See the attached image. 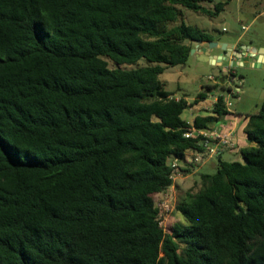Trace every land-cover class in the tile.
Instances as JSON below:
<instances>
[{
	"label": "trees",
	"instance_id": "1",
	"mask_svg": "<svg viewBox=\"0 0 264 264\" xmlns=\"http://www.w3.org/2000/svg\"><path fill=\"white\" fill-rule=\"evenodd\" d=\"M204 1L0 0V264H264V105L244 115L241 161L214 156L179 222L159 223L171 161L202 151L184 134L228 114L218 94L186 122L206 93L175 99L159 78L216 42L181 20L227 4Z\"/></svg>",
	"mask_w": 264,
	"mask_h": 264
},
{
	"label": "rangeland",
	"instance_id": "2",
	"mask_svg": "<svg viewBox=\"0 0 264 264\" xmlns=\"http://www.w3.org/2000/svg\"><path fill=\"white\" fill-rule=\"evenodd\" d=\"M217 2H227L217 16L210 17L200 12L180 8L181 20L211 33L216 40L232 42L239 38V47L245 46L244 50L246 51L264 49V0H211V2H201V6L213 11L214 4ZM179 22L180 20L177 23ZM195 45L193 44V47ZM217 52H219L218 49H211L212 54ZM250 54L251 51L247 52L246 57L239 64L232 65L230 62L222 61L221 66L201 61L196 54H189L184 64L166 68L159 78L167 91L180 97L185 96L190 101L196 97L197 93L207 92L206 87L216 84V81L210 80L208 77L218 79L223 76L225 86L233 92L236 91V86L240 81L237 94L233 95L226 89L216 88L212 94H207L205 99L195 104L196 108H208L218 94H223L231 111H239V114H253L264 105V63L254 65L256 59ZM107 62L109 68L117 67L113 62L109 60ZM145 65L146 61L140 59L137 64L119 67L130 69ZM224 67L233 70L235 78L227 77L228 72H223ZM222 158L226 161H241L239 154L223 155ZM198 166L200 167L194 173H184L175 178L172 192L168 191L172 195L171 206L173 207L165 217L164 227L179 222L180 217L174 211V205L185 191H195L198 188L200 173L212 174L215 172L217 158L208 159ZM160 199L161 195H157L156 203Z\"/></svg>",
	"mask_w": 264,
	"mask_h": 264
},
{
	"label": "crops",
	"instance_id": "3",
	"mask_svg": "<svg viewBox=\"0 0 264 264\" xmlns=\"http://www.w3.org/2000/svg\"><path fill=\"white\" fill-rule=\"evenodd\" d=\"M238 41H239V38H237L235 41H232V42L224 41V40H216L217 46L214 48L218 49L219 52L212 54L211 49H210L209 54L211 56H216V55H220V54L224 53V51L221 49V45L224 44L226 49H228V53L229 52L231 53V56L229 57V60L227 62H230L232 65L233 64H239V63H241V60L244 57H246V53L249 51L244 50V49H246L245 46H242L240 48ZM193 44H195V43H193ZM206 45H207L206 43H203L199 47H206ZM224 46H222V47H224ZM221 65L222 64L217 65V66H221ZM223 72L224 73L228 72L229 74L234 73L233 70H231L228 67H224ZM221 79L224 80L223 76L218 78V81L221 82ZM204 93H206V95H207V94H212L213 92L210 91V92H204ZM173 97L175 99H177L180 96L173 95ZM185 99L188 102H191L186 97H185ZM215 99L216 98H214L212 100L211 105H209L208 108L198 109V108H196V105H193L192 107L188 108V110H186L182 113V115H181L182 118L186 122L191 123L194 116L202 114L203 111H205V110L209 111L211 109L212 104L214 103ZM227 111H228V114L225 115L222 119H220L219 122L216 125H214V127H213V129H218L223 134L230 135L232 142L234 144V146L232 148L227 149V151H224L221 153V155H220L221 158L223 157V155L230 156V155H234V154H239L240 148L251 145V143L246 139V136L244 134V128L247 124V119L244 116L245 114H239L240 113L239 111H231L228 107H227ZM200 166L193 168V170L190 174L194 173Z\"/></svg>",
	"mask_w": 264,
	"mask_h": 264
},
{
	"label": "built area",
	"instance_id": "4",
	"mask_svg": "<svg viewBox=\"0 0 264 264\" xmlns=\"http://www.w3.org/2000/svg\"><path fill=\"white\" fill-rule=\"evenodd\" d=\"M231 75L228 73L227 77H230ZM226 77V78H227ZM208 79L217 81V79L213 77H208ZM239 85L240 81L238 82V85L236 86V91L233 92L230 90V93L235 95L239 92ZM227 106V103H226ZM228 107V106H227ZM198 135H202V141L201 147L202 151H196V152H187L185 156L182 159H173L170 163V166L172 168V186L168 188L167 190L160 193L161 199L156 203V206L160 210L159 214V223L161 226L164 227L165 217L166 215L171 211L172 207V195L168 193V191L173 190L174 187V180L175 178L182 175L180 172V168L185 167H191V166H197L198 164L203 163L204 161L213 158L221 151L230 149L234 146L231 136L228 134L221 133L218 129H211L210 131L202 132L197 130H190L187 133L184 134L185 137H195Z\"/></svg>",
	"mask_w": 264,
	"mask_h": 264
},
{
	"label": "water",
	"instance_id": "5",
	"mask_svg": "<svg viewBox=\"0 0 264 264\" xmlns=\"http://www.w3.org/2000/svg\"><path fill=\"white\" fill-rule=\"evenodd\" d=\"M195 47H193L190 50L189 54H196L197 58L201 61H206L209 62L212 65H219L221 64L222 61H228L229 57L231 56V53H228V49L223 45H221V49L224 51V53L216 56H211L209 54V50L216 47L217 43L216 42H209L206 43V47H202L199 49V46L203 44V42H195ZM224 46V47H222ZM251 51V56H254L256 59V62L254 65H259L261 63H264V49L256 50V49H249ZM221 82H223V79H221Z\"/></svg>",
	"mask_w": 264,
	"mask_h": 264
}]
</instances>
